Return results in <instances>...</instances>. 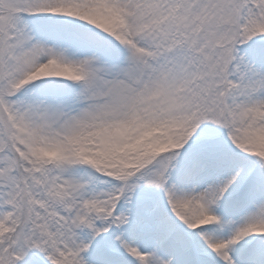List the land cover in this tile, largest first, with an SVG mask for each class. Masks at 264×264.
<instances>
[{
  "label": "snow or ice",
  "instance_id": "obj_1",
  "mask_svg": "<svg viewBox=\"0 0 264 264\" xmlns=\"http://www.w3.org/2000/svg\"><path fill=\"white\" fill-rule=\"evenodd\" d=\"M0 264H264V0H0Z\"/></svg>",
  "mask_w": 264,
  "mask_h": 264
}]
</instances>
